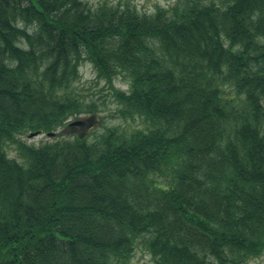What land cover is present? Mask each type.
I'll use <instances>...</instances> for the list:
<instances>
[{"label":"trees","instance_id":"1","mask_svg":"<svg viewBox=\"0 0 264 264\" xmlns=\"http://www.w3.org/2000/svg\"><path fill=\"white\" fill-rule=\"evenodd\" d=\"M86 61L143 125L22 140L101 112L75 90ZM136 246L155 264L264 252V0H0V264H128Z\"/></svg>","mask_w":264,"mask_h":264},{"label":"rangeland","instance_id":"2","mask_svg":"<svg viewBox=\"0 0 264 264\" xmlns=\"http://www.w3.org/2000/svg\"><path fill=\"white\" fill-rule=\"evenodd\" d=\"M91 7H98L101 4L107 5H119L129 3L133 5L137 11L143 13H152L158 7L169 9L171 6L177 3L178 0H83ZM114 84L117 88L122 90L127 89L125 80L121 77H117L114 80ZM75 90L79 96L84 99V102L90 103V101L97 104L101 112L95 117V121L90 127L85 129L75 130L76 133L83 132L89 135L88 141H91L94 136L101 134L106 128L121 127L123 129L131 130L138 126H142L143 123L138 120H123L116 116V105L110 96L109 90L106 87L104 80L98 78L96 71L90 62L86 61L79 68V79L75 83ZM225 94L227 97L233 95V90L229 87H225ZM87 114H80L70 116L66 123L75 119H83L87 117ZM53 136H47L45 133L29 137L28 133L20 136L26 143L34 146L52 142L55 139H72L76 134L71 129L57 128ZM8 157L15 158L18 162L24 163V158L20 155L18 150L12 146H7ZM128 264H155L151 255L141 246H136ZM248 264H264V252L257 258H254L248 262Z\"/></svg>","mask_w":264,"mask_h":264},{"label":"water","instance_id":"3","mask_svg":"<svg viewBox=\"0 0 264 264\" xmlns=\"http://www.w3.org/2000/svg\"><path fill=\"white\" fill-rule=\"evenodd\" d=\"M93 120L94 118L93 117H87V118H84V119H77L75 121H72L70 123H68V126L71 127V126H83V127H90L93 123ZM39 133L38 132H33L31 134H29V137H33V136H36L38 135ZM48 136H52L53 133H48L47 134Z\"/></svg>","mask_w":264,"mask_h":264},{"label":"flooded vegetation","instance_id":"4","mask_svg":"<svg viewBox=\"0 0 264 264\" xmlns=\"http://www.w3.org/2000/svg\"><path fill=\"white\" fill-rule=\"evenodd\" d=\"M72 129H73V130H76V129H78V128H77V127H76V128L74 127V128H72Z\"/></svg>","mask_w":264,"mask_h":264}]
</instances>
